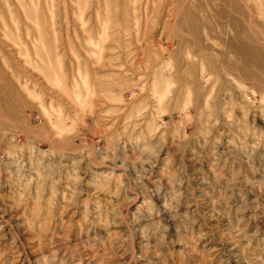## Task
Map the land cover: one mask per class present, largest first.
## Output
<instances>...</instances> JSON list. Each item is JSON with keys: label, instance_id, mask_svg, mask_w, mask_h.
I'll list each match as a JSON object with an SVG mask.
<instances>
[{"label": "rangeland", "instance_id": "374dc122", "mask_svg": "<svg viewBox=\"0 0 264 264\" xmlns=\"http://www.w3.org/2000/svg\"><path fill=\"white\" fill-rule=\"evenodd\" d=\"M0 264H264V0H0Z\"/></svg>", "mask_w": 264, "mask_h": 264}]
</instances>
